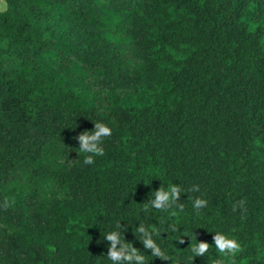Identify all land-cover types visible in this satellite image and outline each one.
I'll return each instance as SVG.
<instances>
[{"label": "trees", "instance_id": "obj_1", "mask_svg": "<svg viewBox=\"0 0 264 264\" xmlns=\"http://www.w3.org/2000/svg\"><path fill=\"white\" fill-rule=\"evenodd\" d=\"M96 121L112 135L85 165ZM171 184L183 211L144 213ZM112 231L148 264H213L215 232L241 243L235 264H264V0H6L0 264H112ZM196 238L212 245L192 262Z\"/></svg>", "mask_w": 264, "mask_h": 264}, {"label": "clouds", "instance_id": "obj_2", "mask_svg": "<svg viewBox=\"0 0 264 264\" xmlns=\"http://www.w3.org/2000/svg\"><path fill=\"white\" fill-rule=\"evenodd\" d=\"M6 10V0H0V12ZM112 128L104 122H95L94 131H84L79 134L77 139L79 142V152L84 153L85 165H91L95 163L96 156L104 155L103 142L106 138L111 137ZM182 188L177 184H171L167 188L161 186L158 190H155L151 194V198L146 204L143 205L142 211L148 213L150 209L157 211L168 212L169 215H177V211H171L177 209L183 211V204L179 203V197L182 192ZM189 191L199 192V185L193 186ZM9 202L5 201L4 207H8ZM207 206V200L197 197L193 202V207L199 214L200 210ZM241 209L242 214L246 212V201L239 200L233 204V211ZM121 224L117 225L120 228ZM177 231V227L174 224H169L168 229L165 231ZM139 233V239L142 241L145 249L151 251V256L159 257L162 260H170L168 254L161 248L155 237L161 236L163 233L157 228H149L145 224L141 223L135 230ZM214 245L219 257L214 260L213 264H235L236 257L243 251L241 243L223 232H215ZM106 239L110 241V250L107 253L108 259L112 264H148L146 256L132 243L127 242L125 238H122L119 231H112L105 235ZM180 243H184L182 238L179 239ZM193 242L191 240L190 250L193 254L192 262L196 256H205L209 251L212 244L207 241Z\"/></svg>", "mask_w": 264, "mask_h": 264}]
</instances>
